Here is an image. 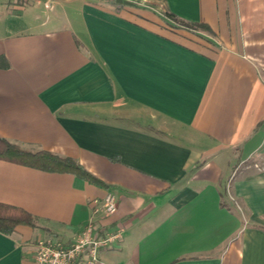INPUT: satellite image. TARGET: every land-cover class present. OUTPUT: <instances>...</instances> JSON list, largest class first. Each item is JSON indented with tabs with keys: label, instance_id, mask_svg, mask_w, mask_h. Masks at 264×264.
<instances>
[{
	"label": "crops",
	"instance_id": "crops-1",
	"mask_svg": "<svg viewBox=\"0 0 264 264\" xmlns=\"http://www.w3.org/2000/svg\"><path fill=\"white\" fill-rule=\"evenodd\" d=\"M22 1L0 6V139L101 184L0 160V204L36 223L0 234V264L70 241L107 193L122 237L102 264H264V230L224 198L264 138V0Z\"/></svg>",
	"mask_w": 264,
	"mask_h": 264
},
{
	"label": "built area",
	"instance_id": "built-area-1",
	"mask_svg": "<svg viewBox=\"0 0 264 264\" xmlns=\"http://www.w3.org/2000/svg\"><path fill=\"white\" fill-rule=\"evenodd\" d=\"M55 0H44L50 9ZM92 217L70 241L53 237L36 240L32 264H102L101 252L122 237V230L104 231L100 224L116 213V197L107 193L101 200H93Z\"/></svg>",
	"mask_w": 264,
	"mask_h": 264
},
{
	"label": "trees",
	"instance_id": "trees-1",
	"mask_svg": "<svg viewBox=\"0 0 264 264\" xmlns=\"http://www.w3.org/2000/svg\"><path fill=\"white\" fill-rule=\"evenodd\" d=\"M166 16L178 23L180 27H186L190 30H193L196 27L195 24L188 25L183 21L178 20L172 14H166ZM203 29H205V27H203ZM0 160L48 173L75 174L88 182L101 184L95 177L85 171L71 158L59 157L47 151L31 152L23 150L3 139H0ZM18 226L35 228V219L32 215L22 209L0 204V234L9 236Z\"/></svg>",
	"mask_w": 264,
	"mask_h": 264
},
{
	"label": "rangeland",
	"instance_id": "rangeland-1",
	"mask_svg": "<svg viewBox=\"0 0 264 264\" xmlns=\"http://www.w3.org/2000/svg\"><path fill=\"white\" fill-rule=\"evenodd\" d=\"M23 4L25 3L22 0H0V6L4 8V11L20 8ZM176 24L178 25V23ZM260 144L257 152L248 157L238 169L237 174L231 177L228 187L224 191V198L229 210L243 216V219L252 218L253 220L248 221V225L264 230V196L261 199V194L251 188L257 181L264 182V138ZM235 182L245 183L248 188L237 191L233 188ZM246 182L248 183L246 184ZM246 195L249 196L247 201L244 200Z\"/></svg>",
	"mask_w": 264,
	"mask_h": 264
}]
</instances>
